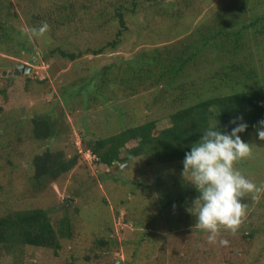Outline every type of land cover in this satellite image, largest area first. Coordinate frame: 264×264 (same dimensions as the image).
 <instances>
[{
    "label": "rangeland",
    "instance_id": "rangeland-1",
    "mask_svg": "<svg viewBox=\"0 0 264 264\" xmlns=\"http://www.w3.org/2000/svg\"><path fill=\"white\" fill-rule=\"evenodd\" d=\"M141 1L143 2L134 11L127 14L125 28H121L123 32L120 42L115 48L107 47L98 54H92L86 49L113 39L118 27L116 23H108L103 30H99L84 15L77 23L69 24V27L62 26L55 32L48 30L45 37L29 39L31 25L37 27L34 24L32 5L27 0L0 1L3 9L16 13L2 17L4 22L0 24V89H5L0 93V162L18 159L28 173L26 162L33 153L43 149L42 143L30 137L27 124L29 118L39 113L47 112L59 118L61 111L64 112V117H60L57 124V134L63 140L62 145L66 144L68 138L65 133L69 131V139L73 137L72 142L75 144V141L82 138L105 137L125 125L138 124L143 120L154 119L158 126L167 123L168 113L179 104L177 90L174 93L163 92L159 87L152 86L150 77L144 78L148 80H143L141 84H137L135 79L119 85L118 80L114 81L115 85L112 84L111 88L116 90V96L111 97L107 104L102 103L105 108L99 102L90 106L92 101L87 108H82L78 106V95L74 100L77 104L73 101L76 106L69 112L68 103L58 93L66 87L77 88L81 76L93 73L102 76L103 70L108 73L106 78L116 72L122 75L126 59L133 63L134 56L138 53L150 57L155 49L164 59L169 54L168 49L164 48L166 44H174L178 49L186 43L191 48L193 45L200 46L202 36L205 35V24L213 20V12L226 3H233V0ZM99 5L95 1L91 8L96 9ZM59 48L82 54L69 60L59 54ZM51 49V54L45 55ZM202 52L195 66L197 69L194 71V66L188 68V77L198 76L200 80L195 85L200 90L203 88L201 81H206L205 92H197L207 94L209 91H206V85L212 84L209 78L217 68V63L211 64L216 50L208 46L207 53L205 48ZM258 55L259 61L264 62V52L260 50ZM243 56L248 57L249 53ZM19 63L31 65V71L14 75L13 69ZM255 68L263 72L264 63H259ZM108 91L109 89L104 95ZM117 110L120 111L119 118L116 116ZM87 129L90 131L84 133ZM81 133H84V137ZM244 141L250 144L251 155L236 162L234 166L248 179L260 185L264 183V141L259 140L256 133ZM127 144L133 146L136 142L132 140ZM73 152L69 149L67 155ZM84 157L87 164L79 163L73 170L50 181L41 192H33L27 187L32 181L23 184L13 180L8 185L11 187L9 190L6 180L0 175V183L5 185L0 187V210H4L6 204L13 208L40 206L48 210L52 221L62 215L73 216L82 221L80 224H73L72 237L62 239L61 248L57 252L48 247H26L20 254L0 245V264H112L117 260L120 264H169L166 254L176 246V241H168L166 236L158 232L163 231V228L153 230L151 240L150 236H145V241L149 242L152 249L143 254L145 247H138L137 240L140 238L136 240V237L137 232H141L144 227L138 225L137 221L146 223L149 219L147 213L155 214L161 208L165 202V194L175 200L176 206L179 205V212L184 211L187 217H192L186 208L198 193L194 187V192L188 189L190 183L179 186V180L183 178L182 160L167 164L161 169L153 168L155 172L151 174V166H147L142 157H136L120 163V171L112 168L107 176L117 175V180L106 179L107 182H103L98 180L99 175L91 164V157L88 154ZM4 168L0 163V172ZM145 170L144 180L153 189L149 194L150 199L142 196L138 190L136 194L133 183ZM28 191L33 196L27 195ZM98 194L104 196L106 203L103 202V205L106 204L107 207H92V201H100ZM134 196L138 201H135ZM122 198L126 201L118 203ZM83 200L88 205L82 206V210H89L94 214L92 218H89L86 211L79 210L78 213L73 210ZM241 201L246 204V214L242 217L241 224L235 232L221 228L215 244L207 241V233L192 228L194 222L191 221L190 226L189 223L184 225L183 231L191 232L196 248L189 255L187 252V257L181 264H264V193L255 200L252 199V194H247ZM174 208L171 210H175ZM105 209L107 212L99 213ZM90 225L93 229L86 230ZM248 232L252 236L244 237ZM97 239L108 241L107 246L98 248ZM221 239H226L228 245L219 244Z\"/></svg>",
    "mask_w": 264,
    "mask_h": 264
},
{
    "label": "trees",
    "instance_id": "trees-1",
    "mask_svg": "<svg viewBox=\"0 0 264 264\" xmlns=\"http://www.w3.org/2000/svg\"><path fill=\"white\" fill-rule=\"evenodd\" d=\"M27 1L33 7L35 26L38 27L41 22L47 21L51 32L65 25L69 27L72 22L77 23L84 15H87L90 23L96 25L99 30H103L108 23L110 25L116 23L118 27L114 31L113 39L86 49L92 54L101 53L107 47L115 48L120 42L123 32L121 28H125L127 14L143 2L141 0H52L51 3L49 0ZM95 1H98L100 5L92 9L91 6ZM149 1L156 0H147ZM14 14H16L15 11L5 10L0 5V24L4 22L2 17ZM201 40L200 46L193 45L192 48L189 43L184 44L180 49L174 44L164 45L165 50L169 51L164 59L155 49L152 50L150 57L138 53L134 56L133 63H129L126 59L122 75L116 72L110 78H106L108 73L103 70L102 76H97V73L81 76L78 79L77 88L66 89V87L58 92L60 93L58 96L68 103V111L72 112L71 109L76 106L73 105V101L78 95H80L78 106L82 108H87L91 101L90 106L97 102L107 104L111 97L116 96V90L111 88L112 84L115 85L114 81L118 80L117 85H119L135 79L137 84H141L143 80H148L144 78L150 77L152 86L159 87L163 92L173 91L174 93L177 90L179 104L168 113L166 124L158 126L154 119L143 120L138 124L125 125L105 137L82 138L78 142L75 141V146L72 142L73 137L69 139L71 131L65 133L68 138L65 145H62L63 140L57 134L58 120L64 117L63 111L59 118L47 112L33 115L27 123L30 137L42 143L43 149L38 153H33L30 160L26 162L28 173L18 159L15 161L7 159V161L0 162L5 167L0 175L6 180L7 186L13 180L23 184L32 181L27 187H30L33 192H41L46 189L50 181L73 170L79 163L87 164L84 157L86 154L91 157V164L99 175L98 180L101 179L103 182H107L106 179L117 180L119 177L116 174L115 177L107 176L112 168L120 171V163L136 157H142L145 164L151 166L150 173L154 174L153 168L161 169L167 164L183 160L185 152L190 150L191 143L199 138L209 124L217 125L221 131H230L234 126L230 121L238 116H242L248 124L247 130L240 133L242 139L246 140L250 135H255L253 125L264 119V71L255 68L259 63H264L258 59V51L264 52V0H233V3L224 4L213 12V20L205 24V35ZM208 46L216 50L211 64L217 63V68L209 78L212 84L206 85V91L209 92L205 94L197 90L205 92L206 81H201L203 88L200 90V87L195 85L200 79L198 76L188 77L190 72L188 68L194 66V71L197 69L195 66L203 54L202 50L205 48L207 53ZM58 50L61 56L69 60H74L82 54L61 48ZM51 52L52 49L45 52V55ZM248 53L249 56L244 58L243 55ZM108 89V94L104 95ZM217 90L219 91L216 93ZM4 91V88L0 89V93ZM74 103L77 104L75 101ZM102 106L104 107L103 104ZM112 106L113 104L110 105ZM119 114L120 111L117 110L118 118ZM89 131L87 129L83 132ZM84 133H81L82 137ZM132 140L136 144L127 146V143ZM69 149L74 152L67 155ZM146 170L133 183L136 186V194L138 190L142 196L150 199L149 194L153 189L144 180ZM181 184H187V182L181 178L179 186ZM3 186H5L4 183H0V187ZM8 188L11 189L10 186ZM188 189L192 191L193 186H189ZM27 195L33 196L29 194V191ZM98 195L100 201H92V207L101 206L102 209L107 207L106 204L103 205V202L106 203L104 196ZM163 198L165 202L155 214L147 213L149 219L146 223L142 220L137 221L138 225L144 227L141 232H137L136 240L140 238L137 240V245L145 247L143 254L148 253L150 251L148 249L152 248L149 242L145 241V236H150L149 240H151L154 231L163 228V231L158 230V232L166 236L168 241H176L178 244L167 253L168 255L166 254L167 260L169 264H181L185 261L187 252L189 255V252L193 253L192 250L196 248V241L192 240L191 232L183 231L184 225L189 223L188 226H190L195 221V217L192 216L193 219H191L192 217H187L184 211L179 212L177 209L179 205H175V200H172L171 196L165 194ZM123 201L126 199L122 198L118 203ZM135 201H138L136 197ZM87 205L88 202L83 200V203L75 205L73 210L79 213L82 206L87 207ZM172 208L175 210H171ZM82 211H86L90 215L89 218L94 216L87 209ZM105 211L107 212V209L99 213ZM75 223L80 224L82 221L67 215H62L59 219L52 221L48 210L40 206L13 208L12 205L6 204L4 210H0V245L20 254L25 251L26 247H48L57 252L61 248L62 239L72 237ZM148 227L154 229L149 230ZM89 228L93 229V226L90 225L85 229L89 230ZM249 236H252L251 232L244 234V237ZM107 244L108 241L97 239L98 248L106 247ZM93 255L96 256V253Z\"/></svg>",
    "mask_w": 264,
    "mask_h": 264
},
{
    "label": "clouds",
    "instance_id": "clouds-1",
    "mask_svg": "<svg viewBox=\"0 0 264 264\" xmlns=\"http://www.w3.org/2000/svg\"><path fill=\"white\" fill-rule=\"evenodd\" d=\"M49 27L47 21L41 22L30 29L28 38L45 37ZM230 123L234 125L230 131H221L217 125L209 124L191 143L182 160L181 175L198 193L186 211L195 217L192 228L207 233L210 244L217 243L221 228L231 232L237 230L246 214V204L241 198L252 194L255 200L264 193V183L256 184L234 166L251 155L250 144L240 135L247 130L248 124L242 116L233 118ZM253 127L258 139L264 141V119ZM228 243L226 239L219 240L221 245Z\"/></svg>",
    "mask_w": 264,
    "mask_h": 264
},
{
    "label": "water",
    "instance_id": "water-1",
    "mask_svg": "<svg viewBox=\"0 0 264 264\" xmlns=\"http://www.w3.org/2000/svg\"><path fill=\"white\" fill-rule=\"evenodd\" d=\"M31 68H32V66L27 64V63H19L13 69V74L19 75L20 73H27V72L31 71ZM4 73H5V71H3V74ZM116 264H120V262L117 261Z\"/></svg>",
    "mask_w": 264,
    "mask_h": 264
}]
</instances>
